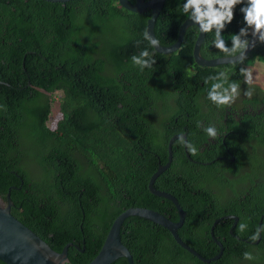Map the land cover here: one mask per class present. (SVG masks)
Segmentation results:
<instances>
[{
    "label": "trees",
    "instance_id": "1",
    "mask_svg": "<svg viewBox=\"0 0 264 264\" xmlns=\"http://www.w3.org/2000/svg\"><path fill=\"white\" fill-rule=\"evenodd\" d=\"M184 2L163 0L153 25L160 45L171 44L188 18L181 11ZM149 15L148 10H126L117 0H0V198L5 202L13 186L10 213L17 220L54 251L71 243L67 264L88 262L113 218L127 207L166 216L170 202L146 186L156 158L165 160L169 132L151 128L145 109L149 100L170 96L164 84L173 88V99L181 104L184 96L196 97L210 87L205 77L227 70L242 93L247 85L239 68L264 63V44H258L243 65L195 64L194 25L185 29L175 51L159 54L143 39ZM242 26L238 6L223 33L229 46L231 35ZM213 35L204 34L199 48L203 58L224 56L212 45ZM145 48L154 53L156 63L141 71L131 57ZM56 91L60 117L49 128ZM171 149L174 156L173 145ZM165 172L155 178L154 188L165 191ZM208 195L203 189L198 199L178 200L183 210L206 208ZM239 220L245 221L241 216ZM255 230L236 229V234L251 236ZM119 239L133 264H230L249 247L221 244L219 258L205 263L175 244L166 229L138 216L124 218ZM201 241L184 240L202 257L217 253L216 244ZM109 264L127 262L117 257Z\"/></svg>",
    "mask_w": 264,
    "mask_h": 264
},
{
    "label": "flooded vegetation",
    "instance_id": "2",
    "mask_svg": "<svg viewBox=\"0 0 264 264\" xmlns=\"http://www.w3.org/2000/svg\"><path fill=\"white\" fill-rule=\"evenodd\" d=\"M199 86L202 88L203 83L200 82ZM164 87L170 96L149 100L145 114L151 128L161 130L162 134L163 130L168 131V139L176 135L171 141L170 161L164 170L165 191L178 204L179 197L187 203L198 199L203 189L209 192L205 197L206 208H181L183 219L176 230L179 238L183 242L185 238L192 241L202 239V244H216V241L220 244H248L249 247L239 256L230 259V264H264L261 236L253 242L249 240L250 236L236 234L241 222L248 225L245 231H253L261 223L264 225V87L257 80V89L251 99L243 91L228 108H217L206 98L209 87L202 88L204 91L201 90L196 97L184 96L181 104L174 101L173 88L166 84ZM197 121L205 127L214 125L218 138L207 137L202 128L197 127ZM181 133L198 149V155L192 156L177 143V136ZM167 154L166 143L165 160L161 162L156 158V167L166 162ZM189 170L190 177L187 175ZM169 202L165 217L176 222L178 212ZM223 206H229L231 210ZM240 216L245 221L239 220ZM245 251L252 252L255 259L245 260Z\"/></svg>",
    "mask_w": 264,
    "mask_h": 264
},
{
    "label": "water",
    "instance_id": "3",
    "mask_svg": "<svg viewBox=\"0 0 264 264\" xmlns=\"http://www.w3.org/2000/svg\"><path fill=\"white\" fill-rule=\"evenodd\" d=\"M44 1L63 3L68 0ZM117 3L122 8L136 13L148 10L150 15L146 20L145 30H148L154 36L153 25L163 5V0H134L132 3L128 0H117ZM190 25H194L197 28V34L191 51L195 64L199 66L213 67L232 63V60L234 59L232 57L217 56L213 58H203L200 56L199 48L203 40L204 33H201L198 29V25L193 24V22L188 18H185L180 23L177 29L176 39L171 44L166 46L160 45L159 48H153V50L159 54H168L175 51L182 41L185 29ZM175 137L176 135H173L168 139L167 160L164 164H159L150 174L146 186L152 195L162 197L173 203L178 212V220L176 222H172L161 213L149 208L127 207L113 218L98 251L85 264H109L117 257H124L127 264H133L132 257L128 249L120 242L119 239L121 223L127 216H138L166 229L177 245L202 262L208 263L219 258L222 253V245L218 241H216V245L218 246L217 253L213 256L205 258L199 255L194 249L179 238L176 230L181 225L183 219V211L181 207L171 194L153 187L155 178L162 173L169 164L171 156L170 144ZM11 188H13V186H9L7 189L5 202L0 198V261L4 264H67L66 250L71 243H65L59 252L54 251L34 232L17 220L10 213L11 201L9 199V190ZM80 251H82V249H80Z\"/></svg>",
    "mask_w": 264,
    "mask_h": 264
},
{
    "label": "clouds",
    "instance_id": "4",
    "mask_svg": "<svg viewBox=\"0 0 264 264\" xmlns=\"http://www.w3.org/2000/svg\"><path fill=\"white\" fill-rule=\"evenodd\" d=\"M238 6L242 14L243 26L231 35L229 46L223 33L235 19ZM181 11L193 24L198 25L201 33L214 34L212 45L225 57L234 58L233 65H243L248 51L255 49L258 44H264V0H185ZM143 39L148 42L149 47H160V41L148 30L143 32ZM131 61L133 66L139 67L141 71L151 68L156 63L154 53H150L147 48L139 55H133ZM253 71L251 66L239 68V73L247 85L244 95L249 99L252 98L257 84ZM204 83H210L206 98L217 108L231 107L241 94L240 84L230 80L227 70L205 77ZM197 127L202 128L207 137L213 140L218 138L219 133L214 125L205 127L202 122L197 121ZM177 143L185 147L192 156L198 155V149L186 140L182 133L177 136ZM247 227L248 225L243 222L238 225L240 233H243ZM262 232H264V225L257 227L249 240L253 242L259 240ZM243 258L252 261L255 256L252 252L245 251Z\"/></svg>",
    "mask_w": 264,
    "mask_h": 264
},
{
    "label": "rangeland",
    "instance_id": "5",
    "mask_svg": "<svg viewBox=\"0 0 264 264\" xmlns=\"http://www.w3.org/2000/svg\"><path fill=\"white\" fill-rule=\"evenodd\" d=\"M248 67V66H246ZM253 67V75L257 80L261 83V86L264 87V63L255 61L254 64L251 65ZM52 101H50V110L48 114L47 125L49 128H53L54 122L57 118L60 117V113L58 110V102L60 101V92L56 91L52 93Z\"/></svg>",
    "mask_w": 264,
    "mask_h": 264
}]
</instances>
